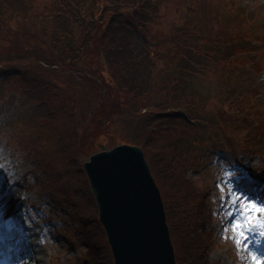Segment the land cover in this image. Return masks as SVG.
<instances>
[{"label":"trees","instance_id":"16d2710c","mask_svg":"<svg viewBox=\"0 0 264 264\" xmlns=\"http://www.w3.org/2000/svg\"><path fill=\"white\" fill-rule=\"evenodd\" d=\"M35 2L0 0V24L19 19L34 37L31 29L41 20L39 39L51 52L41 60L46 69L31 60V68L21 67L26 57L16 48L0 51V96L29 81L33 69L56 65L69 80L61 93L44 82L23 89L19 118L6 100L0 104V183L24 184L31 207L65 209L87 246L82 264H113L82 164L100 144L138 146L160 188L177 264H207L209 190L187 175L200 165L204 133H215L211 141L219 148L225 140L222 148L237 164L263 159L264 102L235 85L241 72L264 74V12L244 8L243 0L175 1L185 20L179 33L178 17L176 31L162 41L174 43L175 52L156 68L148 55L150 27L170 0H49L45 11L32 13ZM8 37L0 31V39ZM200 78L216 86L212 95L193 89ZM12 138H24L26 155L7 153ZM257 169L245 171L264 183V170Z\"/></svg>","mask_w":264,"mask_h":264},{"label":"rangeland","instance_id":"374dc122","mask_svg":"<svg viewBox=\"0 0 264 264\" xmlns=\"http://www.w3.org/2000/svg\"><path fill=\"white\" fill-rule=\"evenodd\" d=\"M32 13H40L45 11L49 6V0H35ZM177 0H170L169 6L163 12V16L158 22H155L150 27L151 33L153 34L152 42L148 44V51L150 54L151 61L154 63L156 68H163L164 64L168 61L171 53L175 52L174 43H163L165 38H169V31H176V25L178 24L179 17V33L184 23L185 17L181 13L179 2V15L176 14L175 8L177 7ZM180 1V0H179ZM244 8H254L258 13L264 12V0H243ZM242 7V4H240ZM43 22L38 20L31 29L34 38L31 33L26 32L27 30L22 26L19 19L11 20L8 19L0 24V31L9 34L8 38L0 39V51H3L7 47H13L18 49L25 57L26 60L20 65L23 68H31L26 62L32 61L33 66L40 64L42 68L45 65L42 64L41 60L47 59L51 52L39 38H43L42 29ZM131 35L134 37L133 33ZM35 39L36 42H35ZM135 40V38H134ZM180 42V41H179ZM134 45V44H133ZM139 50L145 52L146 46L139 45ZM151 46L156 49L151 48ZM179 49L180 45H179ZM28 65V66H27ZM71 69L74 67L72 61L69 66ZM39 68V67H35ZM52 69L38 72L32 70L31 74H28L29 81L25 79L22 84L16 87L8 88V92L0 96V104L5 102L7 110L17 113L16 116L21 117L25 109L26 104L23 96V89L31 88V84L44 82L43 87L50 86L57 92L61 93L63 84L69 80L66 70H56L57 66L54 65ZM55 69V71H53ZM70 69V70H71ZM241 72V79L237 86V90L248 89L252 90L256 94V100H263L264 102V74L254 75L250 72ZM164 75L162 78H165ZM194 77H192L193 80ZM146 82V81H145ZM143 85L142 80L139 82ZM227 88L231 85L225 84ZM216 86L205 83L204 78L195 79L193 89L198 91L200 95L209 96L211 91ZM212 95V94H211ZM179 97V95H178ZM10 114V113H9ZM83 119V113L81 115ZM98 121H100L98 119ZM230 139L234 142L238 141V138L233 134H227ZM216 134L204 133L201 137L204 139L203 145L197 147V150L201 152L198 154V163L200 165L194 169L193 172L189 173L187 177L193 178L196 181L204 183V186L209 190L208 199L206 200L208 209L211 210L214 221L209 223L212 229L210 236V242L203 252V257L207 264H251L256 263L252 259V255L249 254V250H245L241 247L239 250L237 245L233 242L232 237L236 234L231 229L232 221L240 218L241 210L239 206H233L231 200L228 199L230 196L229 183L231 180L233 184L239 185L244 188L247 194L255 198L258 202L263 201V194L260 193L259 189L262 188L258 184L252 183L248 180L247 171L244 169V165H237L232 159L229 158L230 151L222 148L225 145V140L215 145L211 140L215 139ZM222 138V135H221ZM7 146L4 147L7 153H14L26 155V144L24 138H12L7 139ZM225 147V146H224ZM263 159L250 163L247 168L257 166L255 172L264 170V151L262 152ZM261 152H259V156ZM251 162V161H250ZM256 168V167H254ZM231 174V175H229ZM245 185V186H244ZM259 188V189H258ZM252 189H255L252 191ZM214 192V193H213ZM32 195H37V192H33ZM10 203L11 208L8 214L0 209V229L3 235H6L5 243L10 245L16 243L19 247H23V250H29V254H34V261L28 262L27 264H79L81 253H86V250L82 247V240L80 232L77 231L75 234L78 236V240L73 238L74 223L65 213H58L59 211L66 212L65 209H55L53 205L43 206L42 211H36L34 208L28 209L27 199L25 197V190L18 183L13 184H1L0 185V207ZM69 211V207H66ZM13 209V211H12ZM52 220L51 222H44L47 219V215ZM33 217V219L30 218ZM264 219V215L260 217ZM43 219V220H42ZM227 228V232L224 229ZM258 236L250 235L251 250L255 251L257 260L260 259L261 252L264 248V242L259 246L255 243ZM228 237V238H222ZM264 241V238H261ZM37 246V247H36ZM37 249L41 252L36 255ZM110 259V257H108ZM1 262H8L5 257L1 259ZM19 264V263H17Z\"/></svg>","mask_w":264,"mask_h":264},{"label":"water","instance_id":"95a60500","mask_svg":"<svg viewBox=\"0 0 264 264\" xmlns=\"http://www.w3.org/2000/svg\"><path fill=\"white\" fill-rule=\"evenodd\" d=\"M101 149L83 167L114 264H176L160 191L142 150Z\"/></svg>","mask_w":264,"mask_h":264},{"label":"snow or ice","instance_id":"6c2138e0","mask_svg":"<svg viewBox=\"0 0 264 264\" xmlns=\"http://www.w3.org/2000/svg\"><path fill=\"white\" fill-rule=\"evenodd\" d=\"M228 183L231 193L228 199L231 200L233 206L238 205L241 210L240 218L231 223V229L236 234L232 237L233 242L237 245L238 250L241 247L249 250V254L252 255V259L256 261V264H264V254L257 260L255 251L251 250V243L253 241L250 239V235L258 233L255 243L259 246L264 242L261 239L264 238V219L260 218L264 215V201L258 202L255 198L249 196L244 188L233 184L231 180ZM224 231L227 232V228Z\"/></svg>","mask_w":264,"mask_h":264},{"label":"bare ground","instance_id":"6f19581e","mask_svg":"<svg viewBox=\"0 0 264 264\" xmlns=\"http://www.w3.org/2000/svg\"><path fill=\"white\" fill-rule=\"evenodd\" d=\"M10 208H11L10 203H8V204L4 203L3 207H0V209H3L6 214H8ZM12 211H13V209H12ZM13 251H14V254H18L19 253L17 248H14ZM20 264H26L25 257L21 259ZM251 264H256V263H251Z\"/></svg>","mask_w":264,"mask_h":264}]
</instances>
